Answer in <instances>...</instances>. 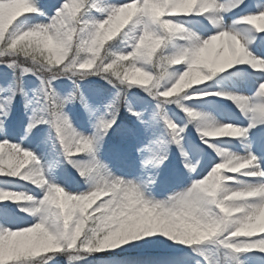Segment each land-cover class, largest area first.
<instances>
[{
    "label": "snow or ice",
    "instance_id": "snow-or-ice-1",
    "mask_svg": "<svg viewBox=\"0 0 264 264\" xmlns=\"http://www.w3.org/2000/svg\"><path fill=\"white\" fill-rule=\"evenodd\" d=\"M0 264H264V0H0Z\"/></svg>",
    "mask_w": 264,
    "mask_h": 264
}]
</instances>
